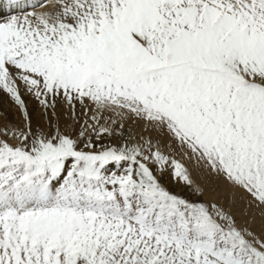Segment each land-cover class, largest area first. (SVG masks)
<instances>
[{
  "label": "snow or ice",
  "instance_id": "obj_1",
  "mask_svg": "<svg viewBox=\"0 0 264 264\" xmlns=\"http://www.w3.org/2000/svg\"><path fill=\"white\" fill-rule=\"evenodd\" d=\"M0 6L21 13L0 20V93L23 120L0 127V264H264V0ZM125 119L141 133L104 143ZM194 169L220 202L162 183L203 196ZM253 210L259 233L237 222Z\"/></svg>",
  "mask_w": 264,
  "mask_h": 264
},
{
  "label": "rangeland",
  "instance_id": "obj_2",
  "mask_svg": "<svg viewBox=\"0 0 264 264\" xmlns=\"http://www.w3.org/2000/svg\"><path fill=\"white\" fill-rule=\"evenodd\" d=\"M31 11H33V10H31ZM28 97L32 100V102H34L37 105L38 109L41 110L40 116L38 118H34V120H32L33 128L35 129L37 127V125H40L42 127L46 126L47 125V121H46V119H45V117L43 115V110L40 108L38 103L33 98H31L30 96H28ZM78 111H79V108H78ZM9 112H10L11 116L7 115L6 113L5 114L2 113V112L0 113V116H3V117H1L0 127H2L4 123H8V124H12V125H18V126L22 127L23 126L22 117H21L18 109L16 108V106H14V109H11ZM58 112H59V115H60V126H61V129L65 130V131H68L69 129L66 127V125H71L72 121L68 118L67 110L62 105H58ZM81 119H83V117H81ZM122 123H123V128L122 129L120 128L119 123L115 126V131L121 133V135H119V136L114 135L113 137H105V139L107 138V139L111 140L112 144H119L121 142V140L124 139V134L127 131H128V133L133 135L130 139H133L134 137L138 136L141 133V129H142L141 122L134 121L133 119H125V120L122 121ZM79 127H80L79 125H75L76 131L79 130ZM177 158L179 159L180 157L177 156ZM185 163H187V162L185 161ZM189 167H191V165H189ZM167 175H169L170 178H171L170 171H167V172L164 173V175H163V177L161 179L163 180L164 177H166ZM192 176H193V179L198 184H200V185L205 187L207 193L205 191V194L203 196L193 195L191 189H189L188 187L184 186L183 184L177 183L172 178H171V180L178 187H180L181 191H185L186 194L188 193V196H187L188 199L199 200V201H203L205 203H210L211 201H213L215 199V200H217V202H220L219 198L216 196V194L213 191V189L214 188H218V189L222 188L223 189L225 187L223 180H217L215 178H211L210 179L207 176V174L204 172L203 169H198V170L194 169L193 173H192ZM185 188H186V190H185ZM181 191H179V192L172 191V192L174 194H177V195H182ZM241 197H245V194L242 193V192H237V200L238 201L240 200ZM224 202H225V204L227 206V201L225 200ZM252 216H255V222L254 223H250V219H251ZM237 222H238V224L240 226H244V225L247 224L249 227H251L254 231H256L258 233L261 230V220H260V216H259L258 210H253L248 216L237 215Z\"/></svg>",
  "mask_w": 264,
  "mask_h": 264
},
{
  "label": "bare ground",
  "instance_id": "obj_3",
  "mask_svg": "<svg viewBox=\"0 0 264 264\" xmlns=\"http://www.w3.org/2000/svg\"><path fill=\"white\" fill-rule=\"evenodd\" d=\"M32 2H35V0H32ZM51 9V5H49V8H48V10H50ZM31 11V10H33L32 8H27V7H25V8H23V12L24 13H27V11ZM45 9H42V8H37V9H35V11H37V12H39V11H44ZM28 11V12H29ZM21 13H20V11L19 10H16V9H13L10 13L9 12H7V10L6 9H4V8H2V11H0V20H4V19H7V18H9V16L10 15H20ZM25 100H26V102H27V105H28V109H29V112H30V114H31V116H32V120H34V118H38L39 116H40V113H41V110L40 109H38V107H37V105L34 103V102H32V100L28 97V96H26L25 97ZM14 104L8 99V97L7 96H5L4 94H2V93H0V113L2 112V113H6L7 115H10L11 116V114H10V110L11 109H14ZM2 115V114H1ZM17 115V114H16ZM9 116V117H10ZM1 117H3V116H0V121H1ZM6 121V120H5ZM18 121V120H17ZM23 121V120H22ZM2 123V122H1ZM133 135L132 134H130V133H128V131L124 134V139H128V140H131L130 138L132 137ZM104 143H111V140H109V139H105L104 140ZM163 182V184L170 190V191H177V192H179V191H181V189H180V187H178L172 180H171V178H170V176L169 175H167L166 177H164V179L162 180ZM175 184V185H174ZM222 189V188H221ZM185 190H186V188H185ZM181 193H182V196H184L185 198H187V196H188V193L186 194V192L185 191H181ZM206 193H207V191H206ZM211 198V197H210ZM216 198V197H215Z\"/></svg>",
  "mask_w": 264,
  "mask_h": 264
}]
</instances>
